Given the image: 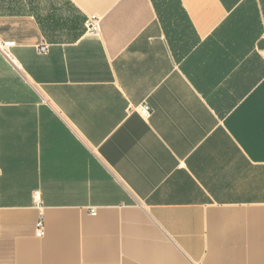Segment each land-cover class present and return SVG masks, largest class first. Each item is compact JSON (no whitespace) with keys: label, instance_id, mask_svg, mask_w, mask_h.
I'll return each instance as SVG.
<instances>
[{"label":"crops","instance_id":"0c3cea01","mask_svg":"<svg viewBox=\"0 0 264 264\" xmlns=\"http://www.w3.org/2000/svg\"><path fill=\"white\" fill-rule=\"evenodd\" d=\"M0 37V264H264V0H0Z\"/></svg>","mask_w":264,"mask_h":264},{"label":"built area","instance_id":"2783aa9c","mask_svg":"<svg viewBox=\"0 0 264 264\" xmlns=\"http://www.w3.org/2000/svg\"><path fill=\"white\" fill-rule=\"evenodd\" d=\"M85 29L87 34L97 35L99 32V19L96 16H89L85 21ZM13 46H15V41L5 40L0 37V51L6 58H8L12 62L14 61L11 53V48ZM40 50H45V47H40ZM137 110L139 111L140 114H142L145 117H148L150 115V108L146 102L140 104ZM44 233L45 230L42 225V222L40 221L36 227V235L43 236Z\"/></svg>","mask_w":264,"mask_h":264}]
</instances>
